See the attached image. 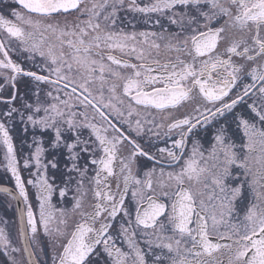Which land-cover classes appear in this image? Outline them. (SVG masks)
I'll use <instances>...</instances> for the list:
<instances>
[{
    "label": "snow or ice",
    "instance_id": "6c2138e0",
    "mask_svg": "<svg viewBox=\"0 0 264 264\" xmlns=\"http://www.w3.org/2000/svg\"><path fill=\"white\" fill-rule=\"evenodd\" d=\"M0 171V264H264V0H0Z\"/></svg>",
    "mask_w": 264,
    "mask_h": 264
},
{
    "label": "flooded vegetation",
    "instance_id": "af4514ba",
    "mask_svg": "<svg viewBox=\"0 0 264 264\" xmlns=\"http://www.w3.org/2000/svg\"><path fill=\"white\" fill-rule=\"evenodd\" d=\"M3 186L12 187L14 186V182L12 181L10 174H5L3 171H0V187ZM9 200L10 197H7L4 193H0V218H13L14 212L7 208V202Z\"/></svg>",
    "mask_w": 264,
    "mask_h": 264
}]
</instances>
